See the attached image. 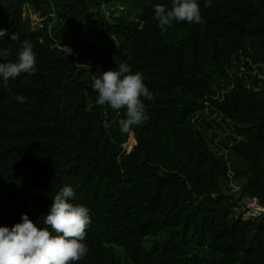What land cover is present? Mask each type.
Listing matches in <instances>:
<instances>
[{"label":"trees","instance_id":"obj_1","mask_svg":"<svg viewBox=\"0 0 264 264\" xmlns=\"http://www.w3.org/2000/svg\"><path fill=\"white\" fill-rule=\"evenodd\" d=\"M198 3L202 23L161 31L154 8L171 0H0V52L15 61L28 39L37 68L10 80L11 93L0 80V226L26 214L47 227L70 186L90 216L74 264H264V216L231 209L240 196L264 200V5ZM32 13L48 20L36 28ZM121 63L154 96L127 134L125 109L96 106L91 88Z\"/></svg>","mask_w":264,"mask_h":264},{"label":"clouds","instance_id":"obj_2","mask_svg":"<svg viewBox=\"0 0 264 264\" xmlns=\"http://www.w3.org/2000/svg\"><path fill=\"white\" fill-rule=\"evenodd\" d=\"M211 0H205V7ZM154 18L161 31L173 22L200 24L203 22L198 0H171V5L157 4ZM6 30L0 29V38ZM12 41H19L17 33L11 34ZM15 61H8L9 52H0L5 61L0 62V80L11 93L10 80L21 74L36 73V55L33 44L24 39ZM91 88L97 93L96 106H109L113 110L125 109L124 118L118 121L122 134L130 133L134 127L147 120L144 100H153V93L144 83V75L131 72L127 63L117 69L103 71L99 77L93 76ZM11 99L23 104L26 97L10 95ZM143 98V99H142ZM70 186L63 187L53 198L43 223L38 227L26 214H21V222L11 228L0 226V264H74L83 259L88 247L83 241L90 224L89 209L70 201L74 198Z\"/></svg>","mask_w":264,"mask_h":264},{"label":"built area","instance_id":"obj_3","mask_svg":"<svg viewBox=\"0 0 264 264\" xmlns=\"http://www.w3.org/2000/svg\"><path fill=\"white\" fill-rule=\"evenodd\" d=\"M124 148L126 152L130 151L127 150L125 146ZM227 174L228 177L231 178L233 176V171L228 169ZM236 189L237 188L232 189L231 193ZM231 209L236 216H240L242 219L248 220L258 218L264 216V200L249 195L240 196Z\"/></svg>","mask_w":264,"mask_h":264},{"label":"rangeland","instance_id":"obj_4","mask_svg":"<svg viewBox=\"0 0 264 264\" xmlns=\"http://www.w3.org/2000/svg\"><path fill=\"white\" fill-rule=\"evenodd\" d=\"M263 2V5H264V0H260ZM124 8L125 10L123 11L125 14H131V17L132 18H135L136 15L138 14V12L134 9H131V7L129 5H124ZM122 11V8L120 6H116V7H108V8H105L103 9V13L105 15L107 14H111V13H120ZM30 18L32 20V23H33V26H35L36 28H38L39 26H41L43 23H45L47 20H48V17H38L36 16L35 14H30ZM206 113H208V111H206L204 114L206 115ZM210 122V121H209ZM216 122L220 124V126L224 129L223 131H225L226 133L230 131V129L232 128V125L229 124V123H224L221 121V119H216ZM213 125V128L215 127L214 124ZM216 131L218 133H221V130L216 128ZM135 139L133 138V135H129V139L127 141V143L125 144V147L127 148V150H130L134 145H135ZM234 188H237V187H234ZM237 191V189L235 190Z\"/></svg>","mask_w":264,"mask_h":264}]
</instances>
